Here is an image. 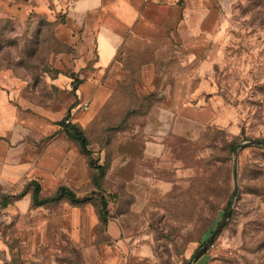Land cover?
<instances>
[{"label":"rangeland","instance_id":"rangeland-1","mask_svg":"<svg viewBox=\"0 0 264 264\" xmlns=\"http://www.w3.org/2000/svg\"><path fill=\"white\" fill-rule=\"evenodd\" d=\"M223 1L217 38L121 57L125 76L91 88L95 101L54 83L71 73L62 53H76L56 31V6L70 0H0V76L11 74L19 90L11 102L57 126L48 135L17 126L2 158L55 137L71 157L55 179L0 173V264H109L108 250L119 255L113 264H187L231 201L192 264H264V145L234 155L264 140V0ZM148 59L157 66L151 85L140 79ZM66 120L83 130L90 155L66 136Z\"/></svg>","mask_w":264,"mask_h":264},{"label":"crops","instance_id":"crops-1","mask_svg":"<svg viewBox=\"0 0 264 264\" xmlns=\"http://www.w3.org/2000/svg\"><path fill=\"white\" fill-rule=\"evenodd\" d=\"M223 8V0H70L57 4V36L72 45L76 53H62L60 68L71 73L60 72L54 83L63 95L74 91L78 99L100 100L99 91L89 90L114 85L125 76L121 57L152 55L169 40L191 49L205 46L219 36L216 29ZM140 70L142 83L153 84L155 61L148 59ZM74 79L78 80L75 89ZM17 84L9 73L0 76V173L10 181L27 176L55 179L71 158L65 138L55 137L37 150L24 146L23 154L13 161L2 158L4 137L17 126L47 135L57 130L37 115L15 107L11 98L19 94ZM115 255L108 250L107 263L118 261L119 255Z\"/></svg>","mask_w":264,"mask_h":264},{"label":"water","instance_id":"water-1","mask_svg":"<svg viewBox=\"0 0 264 264\" xmlns=\"http://www.w3.org/2000/svg\"><path fill=\"white\" fill-rule=\"evenodd\" d=\"M246 145H264V140L250 139V140H247L245 142L238 144L234 150L235 159L237 157L238 150ZM234 178H235V184H234V197H235L238 193V179H237V164L236 163L234 164ZM233 204H234L233 201L229 203L225 216L222 218L221 222L218 224L212 236L197 250V252L193 255V257L188 261L187 264H192L193 261L196 260L198 256H200L206 251L209 245L217 237V235L223 229V227L226 224V221L231 215Z\"/></svg>","mask_w":264,"mask_h":264},{"label":"trees","instance_id":"trees-1","mask_svg":"<svg viewBox=\"0 0 264 264\" xmlns=\"http://www.w3.org/2000/svg\"><path fill=\"white\" fill-rule=\"evenodd\" d=\"M78 80L77 79H74L73 81V85H74V89L77 87L78 85ZM63 125H64V131L65 133L67 134V136L78 143L81 151L83 154H86V155H90V150L88 149V141H87V138L83 132V130L77 125V124H72V123H64L63 122ZM90 164H93V161L92 159L89 160ZM40 189V186L37 185L36 186V190L34 192V197H33V200L34 202L36 203V197L38 195V191ZM58 191L61 193V194H64V195H67L68 197L74 199L75 198V194L74 192L69 189L68 187L66 186H60L58 188Z\"/></svg>","mask_w":264,"mask_h":264},{"label":"built area","instance_id":"built-area-1","mask_svg":"<svg viewBox=\"0 0 264 264\" xmlns=\"http://www.w3.org/2000/svg\"><path fill=\"white\" fill-rule=\"evenodd\" d=\"M65 122H66V123H69V120H66Z\"/></svg>","mask_w":264,"mask_h":264},{"label":"clouds","instance_id":"clouds-1","mask_svg":"<svg viewBox=\"0 0 264 264\" xmlns=\"http://www.w3.org/2000/svg\"><path fill=\"white\" fill-rule=\"evenodd\" d=\"M97 3H99V0H97Z\"/></svg>","mask_w":264,"mask_h":264}]
</instances>
